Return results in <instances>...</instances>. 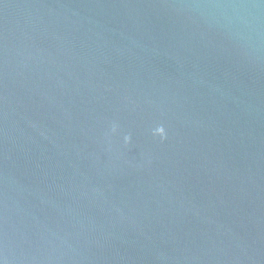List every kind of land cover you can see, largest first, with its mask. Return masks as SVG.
Instances as JSON below:
<instances>
[{"label": "water", "instance_id": "95a60500", "mask_svg": "<svg viewBox=\"0 0 264 264\" xmlns=\"http://www.w3.org/2000/svg\"><path fill=\"white\" fill-rule=\"evenodd\" d=\"M0 264H264V0H0Z\"/></svg>", "mask_w": 264, "mask_h": 264}]
</instances>
